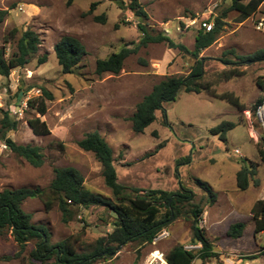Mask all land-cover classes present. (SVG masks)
Here are the masks:
<instances>
[{
  "label": "rangeland",
  "instance_id": "rangeland-1",
  "mask_svg": "<svg viewBox=\"0 0 264 264\" xmlns=\"http://www.w3.org/2000/svg\"><path fill=\"white\" fill-rule=\"evenodd\" d=\"M124 2L127 6V0ZM139 2L146 15L142 20L109 0H0V10L8 11L0 24L4 59L16 52V42L24 31L31 30L40 40L38 52L28 64L10 70L7 78L0 76V120L2 111H8L17 121V129L7 137L17 145L40 147L44 162L34 168L1 143L0 193L4 189H46L54 177L53 169L73 168L82 176L86 190L114 201L94 155L77 146L86 134L97 132L112 150L117 183L125 188V194L183 188L194 195L182 208V215L152 244L120 247L100 264H165V255L181 245L197 254L200 247L191 245L189 217L194 205L204 210L198 226L219 258L195 259L192 264H264V237L254 233L251 215L256 203L264 200V162L258 156L261 130L253 116V106L264 96V62L251 64L236 58L264 49V23L257 29L258 22L264 20V2L243 19L229 10L232 0ZM216 19L221 23L217 39L197 57L204 73L200 84L208 91H180L174 101L162 104L164 112L156 111L155 121L142 134L134 133L130 118L136 105L165 77L187 76L195 60L160 43L138 47L125 59L118 75L97 76L96 61L123 47H137L143 37L138 25L192 51L199 24L207 21L214 28ZM62 37L78 40L86 51L70 75L61 72L55 58L54 46ZM43 56L46 62L39 65ZM42 89L52 99L45 101L46 113L39 116L27 102L42 97ZM222 95L236 99L241 107L230 105ZM33 118L45 122L48 136L32 134L27 121ZM222 122L235 124L225 142L209 134ZM188 158L191 162L183 163ZM250 165L254 176L241 191L236 174ZM198 180L216 195L213 204ZM21 209L32 216V225L46 229L50 245L67 240L78 254L92 252L96 241L112 231L113 215L103 207L79 208L67 224L56 204L46 211L38 199H29ZM235 223L245 227L242 236L232 240L227 231ZM34 245L30 242L21 250L10 234H0V258H4L0 264H28Z\"/></svg>",
  "mask_w": 264,
  "mask_h": 264
},
{
  "label": "trees",
  "instance_id": "trees-1",
  "mask_svg": "<svg viewBox=\"0 0 264 264\" xmlns=\"http://www.w3.org/2000/svg\"><path fill=\"white\" fill-rule=\"evenodd\" d=\"M115 2L119 8L128 9L135 17L142 20L146 18L139 0H109ZM264 0H232L230 11L239 13L243 18L254 14ZM8 11L0 10V24L6 19ZM101 20V19H98ZM215 27L210 32L199 29L194 38V48L188 50L181 44L174 43L171 39L161 33L151 35L145 28L138 25L143 37L135 48H121L117 53L111 54L107 59L97 60L95 63V74L101 76L105 73L118 75L122 70L123 63L130 55L134 54L138 47H146L149 44H167L169 49H176L179 53L187 54L195 60L187 76L165 77L152 91L146 95L135 108L130 118L132 130L136 134H142L144 130L155 121V112L163 111L162 104L176 99L178 93L200 94L208 91L200 84L203 77L202 61L197 59L199 53L209 48L217 39L221 28L218 19L214 21ZM40 40L37 34L31 30L24 31L16 42V52L8 60L4 59V52L0 50V76L7 78L9 72L15 68H22L29 62V58L38 52ZM55 58L61 68V72L70 75L78 67L86 51L81 43L72 37H62L54 46ZM242 62L251 64L264 62V49L255 52L249 57H236ZM46 57L38 59V64H44ZM224 64H231L224 61ZM230 105L241 107L236 99L227 98L222 95ZM52 96L42 89V97L29 100L27 106L34 110L39 116H44L47 110L45 101H50ZM261 101L256 102L253 106ZM253 109V113H254ZM0 120V144L19 158H22L34 168L43 165L42 150L38 146L17 145L7 137V133L17 129V121L10 117L8 111H2ZM32 134L37 137L50 134L45 122L39 118L27 121ZM235 128V124L222 122L209 131L211 136H217L222 142L226 141V134ZM77 146L94 155L96 161L102 168L101 175L104 185L111 190L114 201L106 200L86 190L83 186V178L73 168H55L54 177L46 189H4L0 193V234H10L14 242L21 250L30 242H35L34 248L29 252L28 264H100L117 253L120 247L128 244L139 246L152 244L157 236L182 215L181 210L189 203L193 196L183 188L178 191L167 192L162 190H148L140 194V190H134L133 194H125V188L117 183L116 171L113 166L112 150L107 142L97 133H88L77 142ZM63 148V145H59ZM258 156L264 162V152L258 150ZM190 158L183 163H190ZM181 164V163H180ZM178 164V165H180ZM253 166H243L236 174V186L245 191L249 186V179L254 176ZM198 186L208 194L210 203L213 204L216 195L206 183L197 181ZM29 199H38L46 211L54 204L57 205L62 222L67 224L72 220L75 211L79 208L103 207L113 215L111 233L96 241L94 250L88 254H78L74 247L67 241L60 242L54 246L49 244V237L45 228L31 224L32 216L21 209L23 202ZM251 215L255 220L254 233L258 234L264 230V200L256 203L252 208ZM164 210V213H162ZM162 213V214H161ZM204 210L199 205L192 206L189 211L193 240L191 245L200 246L198 253L187 250L184 246L173 247L164 257L165 264H192L195 259L209 261L219 258V254L213 252L212 243L207 239L205 232L198 226ZM244 224L235 223L230 225L227 237L232 240L239 239L244 230ZM4 259V258H0ZM251 259H254L252 257ZM6 260H9L7 258Z\"/></svg>",
  "mask_w": 264,
  "mask_h": 264
},
{
  "label": "built area",
  "instance_id": "built-area-1",
  "mask_svg": "<svg viewBox=\"0 0 264 264\" xmlns=\"http://www.w3.org/2000/svg\"><path fill=\"white\" fill-rule=\"evenodd\" d=\"M193 22L192 24H194ZM264 20H261L257 24V29L260 30L263 28ZM201 29H203L205 32H210L213 28V25L207 21L200 23ZM254 119L257 122V125L259 126L261 133L259 134V141L261 145V149L264 152V96L262 97L261 101L256 105L253 113ZM234 154L240 155L238 150H234ZM264 236V233H263ZM262 253L264 254V246L262 249Z\"/></svg>",
  "mask_w": 264,
  "mask_h": 264
},
{
  "label": "crops",
  "instance_id": "crops-1",
  "mask_svg": "<svg viewBox=\"0 0 264 264\" xmlns=\"http://www.w3.org/2000/svg\"><path fill=\"white\" fill-rule=\"evenodd\" d=\"M263 233H264V230L260 232L261 235H263ZM263 237H264V236H263ZM197 247H200V246H197Z\"/></svg>",
  "mask_w": 264,
  "mask_h": 264
}]
</instances>
